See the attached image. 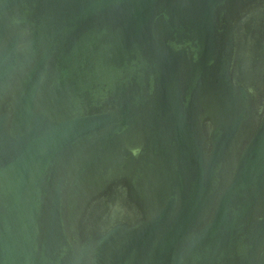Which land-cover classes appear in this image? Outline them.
<instances>
[{
    "label": "water",
    "instance_id": "obj_1",
    "mask_svg": "<svg viewBox=\"0 0 264 264\" xmlns=\"http://www.w3.org/2000/svg\"><path fill=\"white\" fill-rule=\"evenodd\" d=\"M0 264H264V0H0Z\"/></svg>",
    "mask_w": 264,
    "mask_h": 264
}]
</instances>
